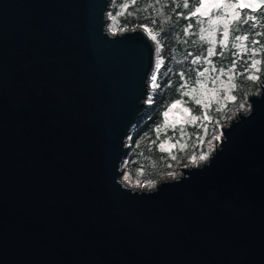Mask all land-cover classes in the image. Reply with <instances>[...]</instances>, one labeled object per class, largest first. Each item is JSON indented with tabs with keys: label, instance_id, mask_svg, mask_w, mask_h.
<instances>
[{
	"label": "water",
	"instance_id": "obj_1",
	"mask_svg": "<svg viewBox=\"0 0 264 264\" xmlns=\"http://www.w3.org/2000/svg\"><path fill=\"white\" fill-rule=\"evenodd\" d=\"M110 3L0 0V264H264V73L205 161L135 189L157 46Z\"/></svg>",
	"mask_w": 264,
	"mask_h": 264
},
{
	"label": "trees",
	"instance_id": "obj_2",
	"mask_svg": "<svg viewBox=\"0 0 264 264\" xmlns=\"http://www.w3.org/2000/svg\"><path fill=\"white\" fill-rule=\"evenodd\" d=\"M187 2L189 7H184L185 0H135V2H129L124 9L121 0H112L109 13H107L110 30L112 28L125 30L147 25L145 30L148 33L149 30L155 31L157 37L154 41L157 46L158 64L150 76L149 83V89L153 83L155 90L149 94V98L146 99L148 103L142 116L131 128V134L128 135L129 152L123 160V168L129 178L138 183L157 182L170 172L173 165L191 161L193 157L198 160L201 154L208 155L209 141L213 140L216 132L229 122L235 112L240 111L241 105L247 104L249 95L247 91L257 87L252 80L251 87L246 91H233L228 94L223 105L211 103L210 106L200 109L185 101L186 97L181 95L180 91L184 89L185 84L192 85L188 57L191 52L203 55V46H194L191 42L195 27L190 23L193 22V19L196 21L200 17L191 16L190 13L193 8L198 6V0H187ZM248 11L251 12L247 9L240 12ZM254 21L252 19V23ZM234 32H238V29ZM259 36L264 41V31ZM260 53L261 61H263L264 51H260ZM235 54L238 56L244 52L235 51ZM239 65L238 71L249 67L243 62H239ZM258 73L259 77L263 75L264 64L261 65V70ZM184 75H187L185 81L183 80ZM153 76L156 77L155 83L152 79ZM243 77V74L237 75L240 83ZM231 97H235V99L233 100ZM177 101H180V104L188 109V114L182 123L167 122L163 117L164 111ZM205 115L210 119H203ZM194 116L199 119L196 122H191ZM163 122L169 125L182 124L184 126L186 146L183 144L179 150L173 139L165 138L166 134L155 138V132ZM205 126L207 132H205ZM167 133H171V131ZM190 133L195 135V139H198H187ZM163 142H169L173 147L167 151L160 146ZM173 153H175V159L169 157Z\"/></svg>",
	"mask_w": 264,
	"mask_h": 264
},
{
	"label": "rangeland",
	"instance_id": "obj_3",
	"mask_svg": "<svg viewBox=\"0 0 264 264\" xmlns=\"http://www.w3.org/2000/svg\"><path fill=\"white\" fill-rule=\"evenodd\" d=\"M133 0H121L122 6L125 9V6L128 5L129 2ZM235 1V0H234ZM232 0H222L225 4H238L237 1ZM112 2V0H111ZM216 2V0H208V4ZM199 6V4H198ZM197 6V7H198ZM196 8V7H195ZM193 8L192 12L195 11ZM207 9H205L206 11ZM239 8L237 9H229L226 7L221 8H212L208 15H196L200 18H197L196 21L193 19V22L190 23L194 25V32L191 39L192 45L201 47L203 46V55L202 54H193L190 53L188 57V62L190 64L189 72L192 85H186L180 94L185 96V101L191 103L193 106H197L200 109L205 108V105L210 106L211 103H216L217 105H223L227 100V95L231 94L233 91L244 92L251 87L252 79H248L249 75H257L261 70V65L264 64V60L261 58L260 51H264V41L261 40L259 36L264 31V5L257 10L251 12L241 13ZM235 12H240L242 14L243 19L240 21H236L233 19V15ZM109 13V9L108 12ZM195 16V17H196ZM107 27L109 25V16H107ZM252 17H256L255 21L252 23ZM215 21V22H214ZM112 27V26H111ZM225 28L228 30V36H224ZM145 29V28H144ZM238 29V32H234ZM120 29L112 28L111 32H121ZM253 32V33H250ZM156 34V32H152ZM149 34V33H148ZM237 36H247L248 39L238 40L235 39ZM255 41V43H254ZM209 50H212L215 54L209 55ZM236 52H244L242 55H236ZM157 53V49L155 51ZM199 57V60H197ZM253 60H259L261 63L257 65L259 71L250 67ZM157 59L155 56L154 65L152 68L151 75L156 70ZM236 61L235 67H233L232 62ZM239 62H243L244 64L249 65L245 69L238 71L237 68L240 66ZM215 69V70H213ZM247 69V71H246ZM223 70V71H221ZM203 72L204 75L201 76L200 73ZM238 74H243L244 77L242 82H239L237 78ZM263 74V73H262ZM186 76H183V80H186ZM229 76H233V79L229 81ZM149 78V83H150ZM235 84L236 87L232 88L231 84ZM263 83L262 75L257 80H253V84H256L257 87L251 89L247 92L249 94L256 93L260 85ZM155 85L152 83L151 89L147 93V98H149V94L154 92ZM146 98V99H147ZM200 100L201 103L197 104L196 101ZM148 103V101H146ZM174 104V103H173ZM172 104V105H173ZM247 105H249L248 100L247 104H243L239 110L247 109ZM189 107V106H188ZM186 107L179 104L177 107L172 108L170 106L169 109L164 111L163 117L168 122L171 123L179 122L182 123L185 120V116L188 114V109ZM238 112V111H237ZM235 112V115L237 114ZM232 115L231 119L235 116ZM230 119V120H231ZM229 120V121H230ZM171 131V133H167ZM185 128L182 124H174L169 125L166 122H163L158 131L155 132V138L160 137L161 134H166L165 138H171L175 141L178 149H181V146L185 144ZM216 135H221L220 129L216 132ZM197 140L195 139V135L189 134L187 139ZM219 142V141H217ZM216 140H212L211 144H208V154L214 149ZM127 144L129 146V140L127 139ZM163 145L162 148L165 150H170L173 145L169 142L161 143ZM160 145V146H161ZM129 152V151H128ZM174 154L169 155V157H174ZM205 160H196L195 163L191 161L179 162L173 165L170 168V172L164 176L162 179L167 177L173 178L182 173L181 168L188 167L190 165L199 164L200 162ZM123 183H127V185H131L135 189H151L153 188L157 182H149V183H138L133 181V179L129 178L125 169L123 168V174L121 176Z\"/></svg>",
	"mask_w": 264,
	"mask_h": 264
},
{
	"label": "snow or ice",
	"instance_id": "obj_4",
	"mask_svg": "<svg viewBox=\"0 0 264 264\" xmlns=\"http://www.w3.org/2000/svg\"><path fill=\"white\" fill-rule=\"evenodd\" d=\"M133 2H135V0H133ZM198 4H199V6L195 8V11L190 13L191 16H196L198 14H200V15H208L212 8L226 7V8H229V9H237V8H240V9L253 8V9H255V8H259L260 7V4L257 3L256 0H253L252 3H245L244 0H239L238 4H225V3L222 2V0H216V2L212 3L211 5L208 4V0H198ZM184 7H189V4H188L187 0H185ZM205 9H207V10L205 11ZM233 19L236 20V21H240L241 19H243L242 14L240 12H235V14L233 15ZM252 19L255 20L256 17H252ZM141 27L147 28V25H141ZM149 34L152 36L153 40L157 39L156 35L153 34L151 30H149ZM224 36L225 37L228 36L227 28H225ZM235 39L245 40V39H248V37L247 36H237V37H235ZM254 43H255V41H254ZM213 54H215V53L212 50H209V55H213ZM197 60H199V57H197ZM260 63H261V61H259V60H253L251 65H250V67L253 68V69H256V71H259V68H257V65H259ZM232 64H233V67H235L236 61H233ZM213 70H215V69H213ZM221 71H223V70H221ZM246 71H247V69H246ZM200 75L203 76L204 73L201 72ZM152 79H153V82L155 83L156 77L153 76ZM232 79H233V76H229V81H231ZM248 79L257 80V79H259V76H257V75H249ZM231 87L235 88L236 85L233 83V84H231ZM231 99L234 100L235 97H231ZM196 103L200 104L201 101L197 100ZM179 104H180V101H177L176 103L171 105V107L175 108ZM205 107H208V105H205ZM241 107H243V105H241ZM185 111H187V109H185ZM198 119H199L198 117L194 116V117H192V121L191 122H196ZM203 119L207 120V119H210V118L207 115H205L203 117ZM205 132H207V127L206 126H205ZM213 140L219 141L220 140V136L219 135L213 136ZM209 144H211V141H209ZM161 147H163V145H161ZM206 158H207V154L206 153L205 154H201L199 156L200 160H205ZM173 159H175V157H173ZM192 162L193 163L196 162L195 157H193Z\"/></svg>",
	"mask_w": 264,
	"mask_h": 264
}]
</instances>
